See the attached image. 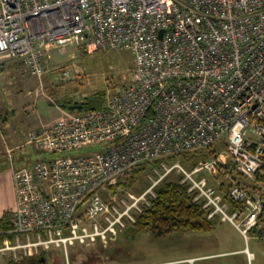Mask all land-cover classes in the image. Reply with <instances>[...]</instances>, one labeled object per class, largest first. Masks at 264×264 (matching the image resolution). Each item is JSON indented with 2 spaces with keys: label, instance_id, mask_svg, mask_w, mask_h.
Instances as JSON below:
<instances>
[{
  "label": "built area",
  "instance_id": "obj_1",
  "mask_svg": "<svg viewBox=\"0 0 264 264\" xmlns=\"http://www.w3.org/2000/svg\"><path fill=\"white\" fill-rule=\"evenodd\" d=\"M71 46L131 51V80L104 108L59 107L30 134L27 145L58 157L16 168L7 149L16 207L0 264L114 240L174 172L209 220L264 240V0H0V63L19 59L42 80L48 53ZM204 150L192 166L162 161L142 194L120 185Z\"/></svg>",
  "mask_w": 264,
  "mask_h": 264
},
{
  "label": "rangeland",
  "instance_id": "obj_2",
  "mask_svg": "<svg viewBox=\"0 0 264 264\" xmlns=\"http://www.w3.org/2000/svg\"><path fill=\"white\" fill-rule=\"evenodd\" d=\"M46 60L49 67L42 80L33 77L19 59L0 63V138L10 140L16 135L26 142L22 151L27 159L26 167H34L41 159L58 157L38 151L27 145V141L32 132L55 120L59 107L67 101L82 103L94 96L107 100L130 83L134 67L131 51L90 52L81 46H71L65 54L51 50ZM64 70L70 72V77L62 80L60 75ZM19 152L13 155L17 168ZM11 170L9 157L0 155V179ZM150 173L139 172L134 185L123 186L134 194H142L149 186ZM132 175L122 181L129 182ZM129 230L104 244L72 247L68 257L63 249L52 250L43 264H264V240L252 238L247 242L231 223L221 219L208 232L182 230L158 237L155 233L134 235ZM247 251L254 255L252 259ZM1 261V264L16 263L9 256Z\"/></svg>",
  "mask_w": 264,
  "mask_h": 264
},
{
  "label": "trees",
  "instance_id": "obj_3",
  "mask_svg": "<svg viewBox=\"0 0 264 264\" xmlns=\"http://www.w3.org/2000/svg\"><path fill=\"white\" fill-rule=\"evenodd\" d=\"M86 99H89V97ZM106 101L94 96L82 103L67 101L62 107L76 112L99 110L104 108ZM205 158L206 154L198 151L149 162L141 166V168L135 169L129 182L121 179L120 185H134L135 176L139 172L152 171L154 167H159L162 161L180 163L192 161L193 165H195ZM181 179L182 176L174 172L163 181L156 189L157 198L152 201V206L138 217L137 223L130 228L129 233H134V235L137 233H155L158 237H164L182 230L208 232L214 228L216 220H209L202 207L193 203L191 196L188 194V188L181 184ZM262 218L264 220V214ZM10 229L11 224L9 214H7L3 217L0 224V246L6 238L11 237L8 234ZM260 233H264V230H261ZM40 257L47 258V253H43Z\"/></svg>",
  "mask_w": 264,
  "mask_h": 264
},
{
  "label": "crops",
  "instance_id": "obj_4",
  "mask_svg": "<svg viewBox=\"0 0 264 264\" xmlns=\"http://www.w3.org/2000/svg\"><path fill=\"white\" fill-rule=\"evenodd\" d=\"M56 119V118H55ZM49 123V122H48ZM5 124H8L6 122ZM44 124V123H43ZM26 142H23L20 137L16 135L11 137L10 140L6 139L4 136L0 138V155L2 157H8L6 149H12L13 155L20 151L16 156L19 161V168L26 167L25 162L27 161L26 156L22 154ZM15 158V157H14ZM15 166L17 168L16 162ZM3 185V186H2ZM16 207V195L13 182V172L12 170L6 174L2 179H0V224L5 214H9Z\"/></svg>",
  "mask_w": 264,
  "mask_h": 264
},
{
  "label": "flooded vegetation",
  "instance_id": "obj_5",
  "mask_svg": "<svg viewBox=\"0 0 264 264\" xmlns=\"http://www.w3.org/2000/svg\"><path fill=\"white\" fill-rule=\"evenodd\" d=\"M44 261H47L45 257H36V258H30L21 262H16L14 264H43Z\"/></svg>",
  "mask_w": 264,
  "mask_h": 264
}]
</instances>
